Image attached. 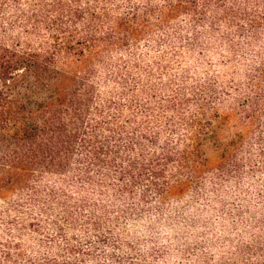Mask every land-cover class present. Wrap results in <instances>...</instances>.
I'll use <instances>...</instances> for the list:
<instances>
[{"label": "trees", "instance_id": "1", "mask_svg": "<svg viewBox=\"0 0 264 264\" xmlns=\"http://www.w3.org/2000/svg\"><path fill=\"white\" fill-rule=\"evenodd\" d=\"M213 47L256 58L246 84L152 85ZM261 49L264 0H0V264H148L124 222L219 188L251 155L249 135L220 143L219 108L251 93L242 121L264 142ZM256 238L237 250L261 261L220 264H264Z\"/></svg>", "mask_w": 264, "mask_h": 264}, {"label": "rangeland", "instance_id": "2", "mask_svg": "<svg viewBox=\"0 0 264 264\" xmlns=\"http://www.w3.org/2000/svg\"><path fill=\"white\" fill-rule=\"evenodd\" d=\"M189 49L194 52L190 57L186 52L188 57L181 65L172 61L171 70H155L151 81L156 90L164 85L168 87V92L196 86L206 79L208 72L216 73L224 84L234 73L235 83L244 85L247 83V71L252 66L257 67L253 63L256 58L250 65V57L241 54L242 51L232 54L227 48L219 50L213 47L208 55L205 50L197 54V49ZM259 53L264 61V49ZM223 55L231 56V62H219ZM210 65L212 68L209 70ZM174 78L175 81L172 82ZM246 93L234 94L236 100H229L218 111L227 121H224V128L218 132L222 145L229 144L239 134L250 137L246 141L251 143L253 150H249L251 155L242 151L244 165L241 174L235 179H228L217 189L207 185L198 193L200 195L193 191L185 192L183 197L166 201L160 210L152 205L144 208L145 211L149 209V215H135L132 219L123 221L138 240L140 252L153 250V258L148 264H203L205 258L211 264L231 260L257 263L262 260V257L242 255L237 250L241 241L248 244L251 238H262L264 232V227L261 228L264 224V142L258 143L257 129L254 127L249 132L251 134H247L242 121L245 117L243 101L251 94ZM261 115L262 125L259 129L264 133V111ZM253 165L257 170L254 173L248 172ZM0 208L3 215L8 216H1L0 219L12 218L2 203ZM3 226L6 227L4 224Z\"/></svg>", "mask_w": 264, "mask_h": 264}]
</instances>
